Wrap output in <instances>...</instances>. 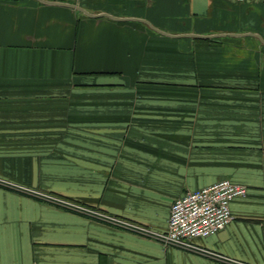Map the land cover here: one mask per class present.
<instances>
[{"label": "crops", "instance_id": "1", "mask_svg": "<svg viewBox=\"0 0 264 264\" xmlns=\"http://www.w3.org/2000/svg\"><path fill=\"white\" fill-rule=\"evenodd\" d=\"M230 180L217 260L165 232ZM0 264H264V2L0 0Z\"/></svg>", "mask_w": 264, "mask_h": 264}, {"label": "built area", "instance_id": "2", "mask_svg": "<svg viewBox=\"0 0 264 264\" xmlns=\"http://www.w3.org/2000/svg\"><path fill=\"white\" fill-rule=\"evenodd\" d=\"M237 2H264V0H236ZM36 196L68 210L97 217L98 219L149 235L165 246H174L190 252L208 256L217 260H226L224 256L206 250L196 243V239L217 234L233 220L230 204L237 197L247 194V187L230 180H219L211 185L188 190L173 200L167 217L165 232H155L149 228L136 226L129 221L112 217L97 210L89 209L57 196L34 192Z\"/></svg>", "mask_w": 264, "mask_h": 264}]
</instances>
